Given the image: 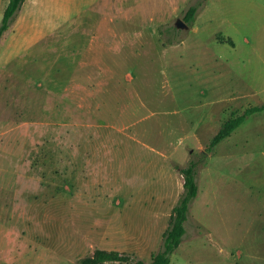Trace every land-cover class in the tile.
<instances>
[{
  "label": "rangeland",
  "instance_id": "374dc122",
  "mask_svg": "<svg viewBox=\"0 0 264 264\" xmlns=\"http://www.w3.org/2000/svg\"><path fill=\"white\" fill-rule=\"evenodd\" d=\"M58 6L20 9L0 39V264L151 261L191 159L199 193L170 264H264V111L203 158L264 103V0Z\"/></svg>",
  "mask_w": 264,
  "mask_h": 264
},
{
  "label": "trees",
  "instance_id": "16d2710c",
  "mask_svg": "<svg viewBox=\"0 0 264 264\" xmlns=\"http://www.w3.org/2000/svg\"><path fill=\"white\" fill-rule=\"evenodd\" d=\"M25 1L26 0H9L0 24V39L11 23L17 18L18 12ZM202 3L203 2L192 5L188 9L185 15V20L188 23H192L196 19L199 7ZM262 111H264V103L248 107L243 114L228 118L212 138L203 154V158L208 152L212 151L214 146L230 136L231 133L245 121L248 115ZM199 163L200 160L191 159L187 166L181 168V172L184 175V192L173 207L170 216V224L164 232L162 247L153 255L151 261L147 262L142 259H137L136 264H170L173 252L179 247L186 233L185 223L188 218L191 203L199 193V184L197 181ZM131 259H133L131 255L121 253L118 250L98 248L92 255L83 257L81 259V264H104L108 261L124 262L130 261Z\"/></svg>",
  "mask_w": 264,
  "mask_h": 264
},
{
  "label": "crops",
  "instance_id": "0c3cea01",
  "mask_svg": "<svg viewBox=\"0 0 264 264\" xmlns=\"http://www.w3.org/2000/svg\"><path fill=\"white\" fill-rule=\"evenodd\" d=\"M47 2H49L50 4H52L53 2L58 3L59 5L58 7L62 9L63 13H66V0H26L24 7L21 9L20 13H23V15H27L31 12V10H32L31 14H33V12L35 14L41 11L43 12L45 11L43 9L46 7ZM8 3H9V0H0V22L3 19L4 11ZM76 3H77V0H73L74 7L76 6Z\"/></svg>",
  "mask_w": 264,
  "mask_h": 264
},
{
  "label": "water",
  "instance_id": "95a60500",
  "mask_svg": "<svg viewBox=\"0 0 264 264\" xmlns=\"http://www.w3.org/2000/svg\"><path fill=\"white\" fill-rule=\"evenodd\" d=\"M176 24L178 27H181V28H188L189 27V23L182 18H178Z\"/></svg>",
  "mask_w": 264,
  "mask_h": 264
}]
</instances>
